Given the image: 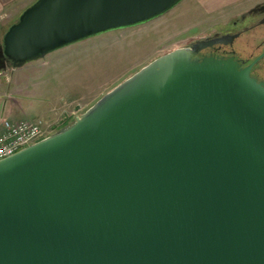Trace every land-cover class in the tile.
Masks as SVG:
<instances>
[{
	"label": "water",
	"instance_id": "obj_1",
	"mask_svg": "<svg viewBox=\"0 0 264 264\" xmlns=\"http://www.w3.org/2000/svg\"><path fill=\"white\" fill-rule=\"evenodd\" d=\"M184 0H35L0 75L150 23ZM165 54L71 124L0 160V264H264V83Z\"/></svg>",
	"mask_w": 264,
	"mask_h": 264
},
{
	"label": "rangeland",
	"instance_id": "obj_2",
	"mask_svg": "<svg viewBox=\"0 0 264 264\" xmlns=\"http://www.w3.org/2000/svg\"><path fill=\"white\" fill-rule=\"evenodd\" d=\"M34 1H20L16 5V15L9 12L13 16L10 21L16 20L15 16L18 17ZM218 1L184 0L150 23L89 39L29 63L39 68L54 67L58 72L43 79L44 83L49 82L43 91L34 90L38 80H31L34 86L29 87L28 93L24 90L23 95L17 91L19 96H14V100L21 106L33 99L43 102L56 99L60 101L58 105L66 104L54 123L45 119L33 120L48 126L61 124L62 121L49 133L51 135L71 124L105 94L155 59L210 37L219 32L223 24L231 23L240 14L264 2L240 0L222 6ZM219 4L222 8L216 10L214 6ZM55 75L58 79L54 81ZM9 76L1 75L0 83L6 86Z\"/></svg>",
	"mask_w": 264,
	"mask_h": 264
},
{
	"label": "crops",
	"instance_id": "obj_3",
	"mask_svg": "<svg viewBox=\"0 0 264 264\" xmlns=\"http://www.w3.org/2000/svg\"><path fill=\"white\" fill-rule=\"evenodd\" d=\"M23 0H0V39L2 37L3 31L12 24L15 20H11L13 15L17 13L16 5ZM221 2V5L224 4H232L235 2H239L240 0H219ZM218 1V2H219ZM256 1V0H255ZM261 1V0H258ZM214 5V4H212ZM224 5V6H226ZM216 7V10L221 9L222 7L219 5L214 6ZM224 8V7H223ZM12 11V12H11ZM9 13V15L7 14ZM17 16H15V19ZM5 25V26H3ZM58 71L56 68H39L36 66H32V64H26L22 68L15 69L12 71H8L5 74H9L10 79H8L9 82H7V85L4 86L0 83V119L3 118L5 120L11 121V122H19L23 120H38V119H45L48 122H56L60 112L63 110V104L62 106L58 105L59 100L53 99L46 102L39 101L38 99L35 100H29L24 102L21 106L18 101L14 100V96H19L17 91H20L21 95L23 93H28V89L31 86H34V82H30L31 80H38L35 83H38L37 86H34V90L37 91H43L45 87H47L48 83H44V78L48 77L49 74H56ZM1 76V75H0ZM55 75L54 81L58 79ZM42 83V84H41ZM44 83V84H43ZM25 90V92H24ZM25 96V95H24ZM27 96V95H26ZM23 98V96H20ZM19 97V98H20ZM63 117V116H62ZM61 125V124H59ZM57 125V126H59ZM1 130V125H0Z\"/></svg>",
	"mask_w": 264,
	"mask_h": 264
},
{
	"label": "flooded vegetation",
	"instance_id": "obj_4",
	"mask_svg": "<svg viewBox=\"0 0 264 264\" xmlns=\"http://www.w3.org/2000/svg\"><path fill=\"white\" fill-rule=\"evenodd\" d=\"M223 25L219 32L206 37L221 39V42L204 48L194 57L232 58L241 69L249 68L251 77L264 83V2Z\"/></svg>",
	"mask_w": 264,
	"mask_h": 264
},
{
	"label": "built area",
	"instance_id": "obj_5",
	"mask_svg": "<svg viewBox=\"0 0 264 264\" xmlns=\"http://www.w3.org/2000/svg\"><path fill=\"white\" fill-rule=\"evenodd\" d=\"M0 125V160L47 138L57 126L52 124L48 126L41 121L29 120L19 122L1 120Z\"/></svg>",
	"mask_w": 264,
	"mask_h": 264
}]
</instances>
